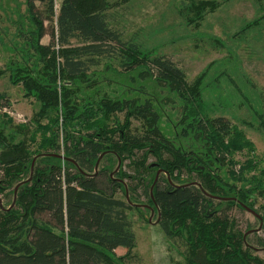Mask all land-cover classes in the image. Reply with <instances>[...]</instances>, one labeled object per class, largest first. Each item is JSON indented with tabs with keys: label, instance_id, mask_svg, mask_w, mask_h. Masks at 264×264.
<instances>
[{
	"label": "trees",
	"instance_id": "1",
	"mask_svg": "<svg viewBox=\"0 0 264 264\" xmlns=\"http://www.w3.org/2000/svg\"><path fill=\"white\" fill-rule=\"evenodd\" d=\"M58 1L56 10L54 0H24L32 28L19 33L24 54L9 62L13 70L5 68L40 105L28 138L36 143L33 151L25 139L15 141V133L7 141L0 135L6 150L0 194L10 184L14 194L18 185L14 202L0 204V264H129L136 238L126 211L139 187L160 214L161 230L182 242L181 264H264L248 231L228 215L231 207L254 210L253 192L262 183L230 173V180L249 184L237 186L218 172L233 152L252 149L244 133L223 116L207 117L197 105L198 82H188L169 56L125 40L97 0ZM217 6L198 0L191 8L201 18ZM102 63L153 79L178 96L185 103L179 135L162 132L150 98L137 102L102 91L92 69ZM0 99L8 104L4 93ZM149 155L155 161L147 162ZM254 166L249 159L240 169ZM120 247L125 253L117 255Z\"/></svg>",
	"mask_w": 264,
	"mask_h": 264
},
{
	"label": "rangeland",
	"instance_id": "2",
	"mask_svg": "<svg viewBox=\"0 0 264 264\" xmlns=\"http://www.w3.org/2000/svg\"><path fill=\"white\" fill-rule=\"evenodd\" d=\"M196 1L97 0L96 6L103 7L110 24L125 40L136 43L142 52L164 54L176 62L184 70L188 82H198L200 100L197 105L202 112L207 117L223 116L251 142L252 149L233 152L232 161L223 162L218 172L237 186L245 183L230 180V173L262 183V188L253 192L255 214L231 207L228 215L236 220L239 229L248 231L250 244L264 257V246L257 242L258 238L264 240V229L258 218L264 216V0H213L218 6L201 18L191 8ZM36 4L42 9L43 5ZM58 5L59 1L54 0L56 10ZM31 28L24 0H0V69L4 71L0 73V93L8 99V104L0 99V135L7 141L15 133V141L25 139L29 151L36 146L28 138L35 129V113L40 103L27 97L22 83L14 84L5 68L9 65L12 69L14 64L9 62L24 54L20 51L24 41L19 33H27ZM48 40L49 36L45 35L41 43ZM105 65L92 68L102 91H114L113 94L117 93L120 98L140 102L150 98L159 113L158 125L162 132L168 138L179 135L178 123L185 103L178 96L167 91L163 84L157 85L153 79L139 80L133 72L125 74L113 64L108 69ZM116 114L118 120L123 121V113ZM131 126L140 128L135 120ZM36 135L39 139V132ZM1 147L0 154L6 151ZM249 159L254 161V168L241 170L240 165ZM151 161L155 160L149 155L147 162ZM125 163V172L132 174L133 167L127 165L128 161ZM2 168L0 163V179ZM10 185L0 194L3 206L14 199ZM117 196L124 198L121 191ZM133 198L135 202H131L126 211L136 238L134 256L129 264H181L182 242L172 241L161 230L141 187ZM115 252L122 255L125 249L120 247Z\"/></svg>",
	"mask_w": 264,
	"mask_h": 264
},
{
	"label": "water",
	"instance_id": "3",
	"mask_svg": "<svg viewBox=\"0 0 264 264\" xmlns=\"http://www.w3.org/2000/svg\"><path fill=\"white\" fill-rule=\"evenodd\" d=\"M153 165H154V164H153ZM159 172H160V169L156 172V175H155L154 181H156ZM193 183H196V182H193ZM198 185H199V184H198ZM17 187H18V185H16L15 188H14V195H15V193H16V189H17ZM13 202H14V200H13ZM0 204H1V200H0ZM12 204H13V203H12ZM248 210H249L250 212H252V213L255 214V211H254V210H252V209H248ZM258 218H259V217H258Z\"/></svg>",
	"mask_w": 264,
	"mask_h": 264
},
{
	"label": "flooded vegetation",
	"instance_id": "4",
	"mask_svg": "<svg viewBox=\"0 0 264 264\" xmlns=\"http://www.w3.org/2000/svg\"><path fill=\"white\" fill-rule=\"evenodd\" d=\"M148 206V205H147ZM152 208V207H151ZM153 210V209H152ZM154 211V210H153ZM155 212V211H154ZM157 219H160V214L157 212Z\"/></svg>",
	"mask_w": 264,
	"mask_h": 264
},
{
	"label": "crops",
	"instance_id": "5",
	"mask_svg": "<svg viewBox=\"0 0 264 264\" xmlns=\"http://www.w3.org/2000/svg\"><path fill=\"white\" fill-rule=\"evenodd\" d=\"M44 36H45V35H44ZM44 36H43V37H44ZM40 42H41V40H40ZM47 42H48V41H47ZM47 42H46V43H47ZM44 44H45V43H44Z\"/></svg>",
	"mask_w": 264,
	"mask_h": 264
}]
</instances>
